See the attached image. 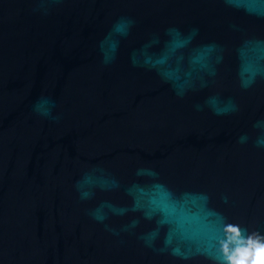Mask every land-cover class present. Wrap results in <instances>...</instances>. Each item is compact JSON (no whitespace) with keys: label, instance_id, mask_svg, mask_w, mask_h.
Here are the masks:
<instances>
[{"label":"water","instance_id":"95a60500","mask_svg":"<svg viewBox=\"0 0 264 264\" xmlns=\"http://www.w3.org/2000/svg\"><path fill=\"white\" fill-rule=\"evenodd\" d=\"M264 0H0V264H254Z\"/></svg>","mask_w":264,"mask_h":264},{"label":"clouds","instance_id":"9594fccd","mask_svg":"<svg viewBox=\"0 0 264 264\" xmlns=\"http://www.w3.org/2000/svg\"><path fill=\"white\" fill-rule=\"evenodd\" d=\"M240 264H243V262L240 261ZM254 264H264V248H260L257 251L256 260L254 261Z\"/></svg>","mask_w":264,"mask_h":264},{"label":"snow or ice","instance_id":"6c2138e0","mask_svg":"<svg viewBox=\"0 0 264 264\" xmlns=\"http://www.w3.org/2000/svg\"><path fill=\"white\" fill-rule=\"evenodd\" d=\"M243 262V261H242Z\"/></svg>","mask_w":264,"mask_h":264}]
</instances>
